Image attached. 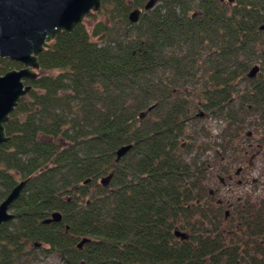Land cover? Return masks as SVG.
I'll use <instances>...</instances> for the list:
<instances>
[{
    "label": "trees",
    "instance_id": "1",
    "mask_svg": "<svg viewBox=\"0 0 264 264\" xmlns=\"http://www.w3.org/2000/svg\"><path fill=\"white\" fill-rule=\"evenodd\" d=\"M146 1L102 0L106 22L46 42L4 124L0 201L30 179L0 228V264L31 263L43 244L61 264H264V201L225 219L209 161L181 152L188 122L206 113L238 134L255 110L264 145V0ZM19 67L0 57V74ZM54 211L61 220L43 223Z\"/></svg>",
    "mask_w": 264,
    "mask_h": 264
},
{
    "label": "water",
    "instance_id": "2",
    "mask_svg": "<svg viewBox=\"0 0 264 264\" xmlns=\"http://www.w3.org/2000/svg\"><path fill=\"white\" fill-rule=\"evenodd\" d=\"M158 0H147L144 10L151 9ZM102 0H0V57L8 58L21 64L0 75V144L9 140L4 124L25 96L32 85L26 80H35L39 75V55L44 51L48 40H53L61 32H72L83 20L101 9ZM140 8L131 10L128 20L138 21ZM264 31V22L259 27ZM260 71L254 64L247 77L254 78ZM264 79V70L262 72ZM202 115V114H200ZM131 145H123L116 150V160L120 159ZM110 175L100 179L106 185ZM30 177L17 182L0 201V228L14 218L9 209L11 204L21 195ZM61 213L54 211L44 219L43 223L59 222ZM175 236L186 239L187 234L176 229ZM89 239L82 238L77 247Z\"/></svg>",
    "mask_w": 264,
    "mask_h": 264
},
{
    "label": "rangeland",
    "instance_id": "3",
    "mask_svg": "<svg viewBox=\"0 0 264 264\" xmlns=\"http://www.w3.org/2000/svg\"><path fill=\"white\" fill-rule=\"evenodd\" d=\"M158 4H160V1H158L155 6ZM133 9H135V7H131L128 13ZM119 19L120 17L117 18L116 23H109V27L114 33H120L125 28L124 25H120L122 22ZM97 21L106 22L107 17L105 16V13H92L83 20V23L90 30L92 25ZM202 115L203 116L198 117V119H192L188 122L186 133L190 135V138L182 139V147L184 148L181 152L186 155L188 160L196 155V158L200 157L202 160L209 161L211 166L214 165L213 168L210 167L208 169L205 184L209 189H218L215 195L216 199H224L230 203H237L242 200L243 202L249 203H260L261 199L264 201V149L260 152H255V149L248 148L245 156L238 153L230 155L228 157L231 164L230 173L233 175L235 169L238 166H242L245 177L247 175V178L245 179L246 183L243 185L238 184L237 178H241V176H235L234 174L231 180L225 176L224 179L228 182L227 184L225 183L226 185L219 184V179L216 176V173L217 175L219 173L222 175V173L219 172V169L223 168L226 160H223V150L218 145H223L222 135L225 133L223 130L226 128V124L225 121L214 118L215 116H210L207 113ZM248 119L253 122H258L256 116L249 117ZM249 130H253L252 137H244L243 135ZM257 138L258 134L253 127L246 128L242 135L238 137L237 140L239 144L237 145L241 148L244 147L243 149H246L247 146L250 145V147H252L256 144ZM207 144L214 147L212 149L214 152L216 151L218 156L214 155L211 149L204 150L203 147L206 148ZM47 248L48 247L43 244L39 251H34L32 253L36 258L32 260L31 263L27 262L23 264H61L62 261L56 253H42V251L47 250ZM27 249L30 250V247H27Z\"/></svg>",
    "mask_w": 264,
    "mask_h": 264
},
{
    "label": "flooded vegetation",
    "instance_id": "4",
    "mask_svg": "<svg viewBox=\"0 0 264 264\" xmlns=\"http://www.w3.org/2000/svg\"><path fill=\"white\" fill-rule=\"evenodd\" d=\"M244 88L245 87L243 85H240V87H237V89H244ZM247 114H254L253 116H256V120L259 119V118H257V115L255 114V110H251ZM249 122H250L249 124L246 122V124L243 126L241 132H239L238 134H235L236 132H238L237 131V128L235 127V125H233L229 121H225L226 128L223 130V131H225V133L222 135V137H223V145L220 144L218 146L222 148V150H223L222 157H223V160L225 159L226 161H225V165L223 166V168L222 169H219L220 170L219 172H221L222 175H220V173L217 175V173H216V176L219 179L218 180L219 181V184H221V185H224L225 183L226 184L228 183L224 179L225 176L228 179L231 180L233 178L234 174H235V176H241V178L240 177L237 178L238 184L243 185V184L246 183L245 179L247 178V175L245 177V174H244V171H243V167L242 166H238L235 169V172L233 173V175L230 173V170H231V167L230 166H231V164H230V161H229V158H228L230 155L235 154V153H238L240 155L245 156L247 154L248 148L255 149V152H260L261 150L264 149V145L262 144L261 138H260L261 125H258L257 122H253V121H250V120H249ZM249 127H253L254 130L258 134V138H257L256 144L254 146H252V147H250L251 145L250 146H247L246 149H243L244 147L243 148L238 147V145H237V144H239L238 143V140H237L238 137L242 135L243 131L246 128H249ZM252 135H253V130H249L243 136L247 138V137H252ZM241 145H242V143H241ZM212 148H214V147H211V151L214 153V155L218 156L217 153H216V151L214 152ZM226 153H227V155H226ZM213 166L214 165L211 166L210 165V162H209V168L210 167L213 168ZM247 166H248V164H247ZM208 190H209L208 191L209 192V195L211 196L210 202L214 205L215 208L218 209V211L220 213L222 212L224 214L223 216L225 217V219L227 217L231 216L232 214H235V212H238L239 210H245L246 204L249 203V202H243V200L240 201V202H237V203H230V202H228L227 200H224V199H218V198L216 199L215 198V195H216L218 189H214V188L209 189L208 188ZM260 201H261L260 203H258V202L257 203L252 202V203L255 206H257L256 208L259 209L261 207V203H262L263 200L261 199ZM241 202H243V203H241ZM9 211L12 212V213H14L12 211L11 207H10ZM13 219H15V214H14V218ZM13 219H11V220H13ZM27 247H29V246H27ZM27 247H26V249H27ZM27 251H28V249H27Z\"/></svg>",
    "mask_w": 264,
    "mask_h": 264
}]
</instances>
